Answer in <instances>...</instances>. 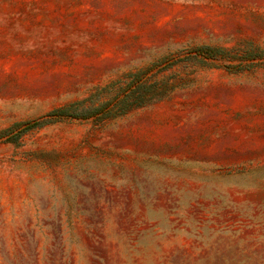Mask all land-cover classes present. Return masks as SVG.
<instances>
[{"label": "rangeland", "instance_id": "374dc122", "mask_svg": "<svg viewBox=\"0 0 264 264\" xmlns=\"http://www.w3.org/2000/svg\"><path fill=\"white\" fill-rule=\"evenodd\" d=\"M0 264H264V0H0Z\"/></svg>", "mask_w": 264, "mask_h": 264}, {"label": "trees", "instance_id": "16d2710c", "mask_svg": "<svg viewBox=\"0 0 264 264\" xmlns=\"http://www.w3.org/2000/svg\"><path fill=\"white\" fill-rule=\"evenodd\" d=\"M201 53L207 56L206 59H214L216 56L210 48L201 49ZM171 91L172 89H168L166 84L161 86L159 84H153L148 80L139 79L134 82V85L131 86V88L128 89L127 92L117 101L108 103L97 110L100 111L99 114L105 117L115 116L114 114L123 115L135 108L144 107L154 102L161 101L167 98ZM56 114L58 116L70 117L74 119H83L91 117V114L93 113H71L70 109H66L56 112Z\"/></svg>", "mask_w": 264, "mask_h": 264}]
</instances>
